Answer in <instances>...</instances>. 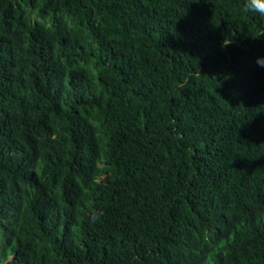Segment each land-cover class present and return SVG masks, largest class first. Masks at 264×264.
I'll list each match as a JSON object with an SVG mask.
<instances>
[{
  "label": "trees",
  "instance_id": "16d2710c",
  "mask_svg": "<svg viewBox=\"0 0 264 264\" xmlns=\"http://www.w3.org/2000/svg\"><path fill=\"white\" fill-rule=\"evenodd\" d=\"M245 3L0 0V264H264Z\"/></svg>",
  "mask_w": 264,
  "mask_h": 264
},
{
  "label": "clouds",
  "instance_id": "9594fccd",
  "mask_svg": "<svg viewBox=\"0 0 264 264\" xmlns=\"http://www.w3.org/2000/svg\"><path fill=\"white\" fill-rule=\"evenodd\" d=\"M242 11L244 13L257 12L261 16H264V0H246V3L244 4ZM261 35L264 36V33H262ZM227 44L229 43L225 42V45ZM257 63L260 66H264V58H258Z\"/></svg>",
  "mask_w": 264,
  "mask_h": 264
}]
</instances>
